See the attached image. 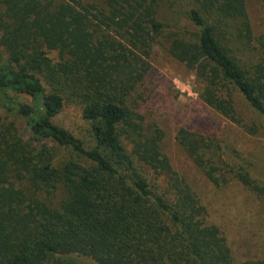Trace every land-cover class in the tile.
Instances as JSON below:
<instances>
[{
    "label": "trees",
    "instance_id": "1",
    "mask_svg": "<svg viewBox=\"0 0 264 264\" xmlns=\"http://www.w3.org/2000/svg\"><path fill=\"white\" fill-rule=\"evenodd\" d=\"M155 41L193 73L208 108L256 133L230 95L264 121V34L254 38L246 0H0V110L29 134L0 117V264H264L234 260L162 153L161 131L146 133L127 104ZM66 105L88 144L54 123ZM176 139L212 184L226 182L210 140L183 129Z\"/></svg>",
    "mask_w": 264,
    "mask_h": 264
},
{
    "label": "rangeland",
    "instance_id": "2",
    "mask_svg": "<svg viewBox=\"0 0 264 264\" xmlns=\"http://www.w3.org/2000/svg\"><path fill=\"white\" fill-rule=\"evenodd\" d=\"M246 1L256 39L264 34V0ZM84 2L104 8V0ZM5 59V53L0 51V61ZM146 61L150 70L128 99L129 108L142 117L146 133L161 131L162 153L168 158L173 171L198 197L206 210V223L219 229L234 260L243 262L264 258V194L242 186L233 173L236 166L246 167L257 189L264 190L263 119L235 89H230V95L237 117L246 127H254L255 134L251 135L246 128L231 123L208 108L198 97L202 87L193 73L173 60L160 41L153 43ZM14 98L31 104L24 96ZM79 114L78 107L66 105L54 123L88 144L91 142L89 127ZM5 116L15 121L20 135L28 140L25 120L15 119L0 110V117ZM181 129L210 140L213 144L211 153L220 157L218 166L222 169L220 175L226 180L224 184H212L180 147L176 136ZM48 147L53 148V144ZM55 153L59 160L68 157L63 150L56 149ZM151 177L155 179V176ZM79 264L91 263L80 260Z\"/></svg>",
    "mask_w": 264,
    "mask_h": 264
},
{
    "label": "clouds",
    "instance_id": "3",
    "mask_svg": "<svg viewBox=\"0 0 264 264\" xmlns=\"http://www.w3.org/2000/svg\"><path fill=\"white\" fill-rule=\"evenodd\" d=\"M173 72H175V70H172Z\"/></svg>",
    "mask_w": 264,
    "mask_h": 264
}]
</instances>
